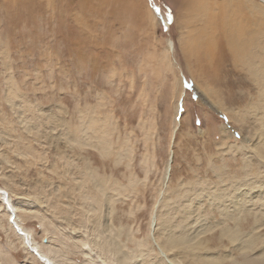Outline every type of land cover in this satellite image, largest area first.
<instances>
[{
	"label": "rangeland",
	"instance_id": "rangeland-1",
	"mask_svg": "<svg viewBox=\"0 0 264 264\" xmlns=\"http://www.w3.org/2000/svg\"><path fill=\"white\" fill-rule=\"evenodd\" d=\"M188 1L0 0V186L58 264H264V90ZM212 1L264 75V4ZM39 257L0 200V264Z\"/></svg>",
	"mask_w": 264,
	"mask_h": 264
},
{
	"label": "bare ground",
	"instance_id": "bare-ground-1",
	"mask_svg": "<svg viewBox=\"0 0 264 264\" xmlns=\"http://www.w3.org/2000/svg\"><path fill=\"white\" fill-rule=\"evenodd\" d=\"M205 1H207V0H189L188 3L186 4L187 6H186L185 11L188 12L189 14H190V12L193 14L194 12H196V10L198 12L199 9H201L202 11L208 10V13H209L207 15V16H209V18L207 17L206 21H204V22L202 21L203 23L201 22L202 23L201 26L202 27L205 26L204 27L205 32L208 31L209 33H207L206 35H199L198 37L194 38L193 40H190L188 43L186 42V46H187L188 50L190 51V53H192V48H193L197 52L204 53V55L206 57L205 60L207 62L213 63V65L215 66L218 62V59H219L218 53H219L220 47L218 46V44L220 42V45L222 46L221 48L226 49L225 51H228L231 54V57L234 59V61L237 65H241V64L247 65V67L249 68L248 70H249L251 76L254 78V80L256 82H261V88L264 90V75H262L259 71V68L262 67L261 62L259 61V62L253 63L251 60V55L248 54V53H251V49H252L251 47L255 44V41L252 40L248 35H246L245 29H243V26L240 23H238L237 18L234 17L232 13L224 12L221 9L219 12V9L217 8L218 5L214 4V2L212 1L211 4L214 5V7L212 8L213 10L216 6V16H213L214 14L211 13V9H210L211 8L210 7L211 6V4H210L211 0L208 1L209 5H210L209 7L205 6ZM259 1L264 4V0H259ZM257 7L258 6H254L255 9H257ZM259 7L262 10H264V8H262L261 6H259ZM262 10L257 9V11H259L260 13H262L264 15V12ZM155 13L158 16H160L158 12H155ZM212 17L213 18L215 17V19H213ZM161 20H162L163 24H166V22L162 18H161ZM200 36H202L203 39H201ZM172 46H173L172 43L169 41V43H168L169 50L172 49ZM217 49H218V51H217ZM263 67H264V65H263ZM198 97L201 100H203L204 104L208 103L207 100L204 99L203 95L198 94ZM262 106H263V104H262ZM181 108H182V102L180 101L177 104L178 112L181 110ZM261 124L264 127V119L261 120ZM222 127H224V129H226V126H222ZM85 135L87 136V135H89V133L87 131V128L82 127L79 132L73 133V135H71L73 137V140H74L73 143H75V145H77L80 148H83L87 145H91L97 151H99L100 154L103 151L104 152L108 151L107 148L104 149L103 147L98 146L97 144H94L93 142H88L90 138L86 137ZM97 143H98V141H97ZM263 143L264 142H262V144H260V145L264 148ZM100 145H101V143H100ZM252 145H253L254 149H256L258 152H260L258 150L259 146L257 145V143L256 144L253 143ZM168 171H169V169L166 168V173H168ZM165 176H167V174ZM206 196H207V194H206ZM9 197L10 196H9L7 189L0 186V200H1V205L3 207V211L5 214V219L7 222L8 229H11V231L13 233L18 234V236H19L21 242L23 243V246L27 252L33 253V251H36L40 254L39 258L41 259L40 261L42 264H58L57 260H55V259H53V257L49 256L47 252L37 248V244L33 241L30 230L21 222L22 218H20L18 216V214L16 212V208L10 202ZM218 197L219 196H217V198ZM241 197L232 198V200L234 201L233 204L237 208L243 207V206H241L243 204V202H242L243 198H241ZM210 198L212 199V197H210ZM91 199H89V200L91 201ZM84 200H87V199H84ZM245 200H246V198H245ZM245 200H243V201H245ZM246 202H247V200H246ZM94 203H96V202H94ZM89 204H90V202H89ZM245 206H246V204H245ZM229 229H230V227H229ZM229 232H231V230H229ZM234 232H232V233L234 234ZM160 253L163 254V251L161 249H160Z\"/></svg>",
	"mask_w": 264,
	"mask_h": 264
},
{
	"label": "trees",
	"instance_id": "trees-1",
	"mask_svg": "<svg viewBox=\"0 0 264 264\" xmlns=\"http://www.w3.org/2000/svg\"><path fill=\"white\" fill-rule=\"evenodd\" d=\"M162 4H163V3H161L160 5L163 6Z\"/></svg>",
	"mask_w": 264,
	"mask_h": 264
}]
</instances>
